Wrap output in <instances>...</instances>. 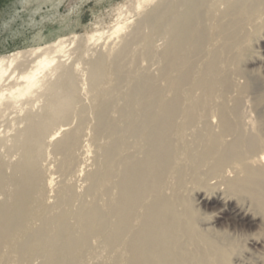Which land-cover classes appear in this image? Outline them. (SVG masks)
Instances as JSON below:
<instances>
[{
	"label": "bare ground",
	"instance_id": "obj_1",
	"mask_svg": "<svg viewBox=\"0 0 264 264\" xmlns=\"http://www.w3.org/2000/svg\"><path fill=\"white\" fill-rule=\"evenodd\" d=\"M218 1L225 4L219 13L217 0H170L144 14L152 30L134 31L132 40L141 39L140 56L148 57L151 37L165 39L155 53L157 79L135 71L139 54L129 44L110 62L101 55L89 61L90 83L100 86L94 125L105 140L82 191L67 178L75 174L85 113L62 128L77 88L73 69L60 61L52 69L64 41L0 57V264H235L231 256L255 241L249 228L264 229V123L240 109L248 83L235 86L231 105L226 94L230 74H243L242 43L251 35L242 26L264 11V0ZM228 27L223 45L214 46ZM207 44V60L192 66L190 57ZM110 71L119 78L102 87ZM128 76L132 86L121 93ZM185 85L201 94L188 99ZM49 154L60 155L55 187L54 176L43 174Z\"/></svg>",
	"mask_w": 264,
	"mask_h": 264
},
{
	"label": "rangeland",
	"instance_id": "obj_2",
	"mask_svg": "<svg viewBox=\"0 0 264 264\" xmlns=\"http://www.w3.org/2000/svg\"><path fill=\"white\" fill-rule=\"evenodd\" d=\"M169 1L170 0H0V57H9L23 50L26 51L39 47L44 48L52 46L53 43H56L59 39L64 41L63 45L65 46V52L52 53V55L55 56L52 69L57 61H60L61 64H64L69 69H73L75 89H78H76V98L79 100L76 99L74 103V112L71 114L73 118L70 116V120H68L67 124L62 126V128L74 127L77 123L79 111L83 110L85 113V122L83 124L79 145L75 151L76 157L73 163V171H75L73 173L75 174L67 178L69 182L73 183V186L76 185L75 188L81 187L76 189H79L78 191H82L86 185L82 179L84 172L89 170L92 171L97 168L98 162H95L98 157L96 146H98L101 141L103 142L105 140L104 137L100 136L101 133L96 130L94 125V113L98 107L97 91L100 86H96L98 88L96 89V87L92 86L90 83L88 78L89 61L101 55L100 57H105L107 61L110 62L117 53L121 51L122 45L125 46L129 44L130 50L138 52L137 54H139V57L136 58L134 63L135 66L128 62L126 68L134 66L136 69L135 71L142 72L157 79L160 62L155 57V53L163 49L165 46V39L161 35L152 36L148 43L150 55L148 57H141V45L143 43L138 37L132 40V34L134 31L148 33L152 30L151 26H149L150 24H143V21H145L143 19L144 14L148 11H152L153 13L159 6H167ZM217 2L216 7L219 13L224 9L225 4L219 3L218 0ZM211 18L212 17H208L206 19L208 24L211 22ZM263 20L264 11H257L252 17L253 23L249 22L242 26V28L251 35L245 40V43H242L244 47H247L246 53H244L242 57L240 56L241 58L238 64L243 74H230V78L234 77V79H231L234 86L231 88L232 90H229L226 94V101L231 105L233 98H235L237 94L232 92L236 91L235 86L242 85V82L244 84L248 83V91L243 92L245 96H243V93L239 95H242L239 97L240 109L245 115L252 113L250 116L253 120H255V116H257L262 123H264V25L261 26ZM254 24H258L256 27L257 30L255 31H253ZM146 26L147 29L145 28ZM117 27L119 28L116 30ZM231 29L232 28L228 27L224 30H219L221 32L217 31L214 39L218 38L214 40L213 45H223L224 38L229 33L231 34ZM213 45H204L201 51L192 55L190 57L191 65L197 66L199 63H204L207 60V52L213 50ZM113 53H115V56ZM16 68H21V66L16 65ZM52 69L45 70V74H47L46 80L48 81L53 80L55 77L51 72L53 71ZM110 72H107L103 81H101L102 87L113 85L119 78L115 76L116 74L114 72L109 76ZM130 76L124 77L122 81H120L119 88L121 93H125V90H130L132 86V78ZM158 82H160L159 79ZM198 91L200 90L190 85H185L183 87L184 94L190 100L197 98L201 94V92ZM41 93L42 90L37 91V94ZM188 93L190 95H188ZM195 94L198 95L196 96ZM242 97L244 101L241 100ZM42 99L43 97H41L40 100ZM33 104L36 105L33 108L37 110L40 102L35 101ZM26 107H28V105ZM55 128L59 129L60 126L56 125L51 129V131H53L51 133H55L53 137L56 138L60 136V132ZM96 136L100 137L95 138ZM59 158L60 155H54L52 157V154H49L43 161L44 178L46 177L45 175H47L46 181H48L49 178L54 176L52 183L54 187L57 186L58 180L61 179L58 170L54 171V169H57V165L60 161ZM49 169L53 170L50 171ZM53 171H57L58 173H54ZM48 173L50 175L49 177ZM213 181L215 180H210L211 183H213ZM190 186L191 185L187 186L189 187L187 191L189 190L188 192L191 193ZM166 192L169 191L166 189ZM49 194L52 193L50 192ZM248 232L254 234L253 237L255 241L252 242V244H247V242H245L241 251L232 255L230 259L235 264H243L242 260L246 257L249 264H264V229L251 226ZM92 243L95 247V251L97 253L100 252L98 243L96 241ZM104 254L105 253H103V255ZM95 261L93 258L89 261V264L92 262L95 263Z\"/></svg>",
	"mask_w": 264,
	"mask_h": 264
}]
</instances>
